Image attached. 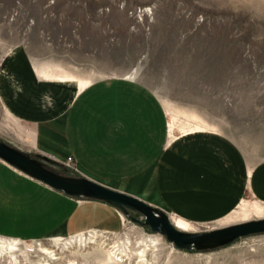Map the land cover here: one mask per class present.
Masks as SVG:
<instances>
[{"label":"rangeland","instance_id":"rangeland-1","mask_svg":"<svg viewBox=\"0 0 264 264\" xmlns=\"http://www.w3.org/2000/svg\"><path fill=\"white\" fill-rule=\"evenodd\" d=\"M16 48L41 78L142 82L164 105L170 140L219 132L264 159V0H0V67ZM12 127L0 101V138L25 150L6 133ZM49 168L80 176L73 163ZM119 217L114 230L22 241L0 235V264H264V234L188 252ZM259 219L264 203L247 196L231 217L188 223L187 232Z\"/></svg>","mask_w":264,"mask_h":264},{"label":"crops","instance_id":"crops-1","mask_svg":"<svg viewBox=\"0 0 264 264\" xmlns=\"http://www.w3.org/2000/svg\"><path fill=\"white\" fill-rule=\"evenodd\" d=\"M0 101L20 136L6 133L24 151L64 166L72 158L78 175L170 217L209 225L231 217L247 196L264 203V159L253 160L219 132L199 129L170 140L164 105L138 80L115 76L77 85L41 78L28 52L16 48L0 67ZM119 213L69 198L0 160L1 238L114 230Z\"/></svg>","mask_w":264,"mask_h":264},{"label":"water","instance_id":"water-1","mask_svg":"<svg viewBox=\"0 0 264 264\" xmlns=\"http://www.w3.org/2000/svg\"><path fill=\"white\" fill-rule=\"evenodd\" d=\"M0 160L55 191L75 200H92L107 204L133 223L163 236L181 251H213L233 244L241 238L264 234V219L199 232L177 229L169 215L160 208L126 193L108 188L82 176L64 175L49 168L61 166L57 161L14 147L0 138ZM139 215L142 219L135 217Z\"/></svg>","mask_w":264,"mask_h":264},{"label":"bare ground","instance_id":"bare-ground-1","mask_svg":"<svg viewBox=\"0 0 264 264\" xmlns=\"http://www.w3.org/2000/svg\"><path fill=\"white\" fill-rule=\"evenodd\" d=\"M248 222H249V221H248ZM244 223H245V222H244ZM239 224H240V223H239ZM173 225H174L177 229H179V230H181V231H185V232H187V228L189 227V224H188L187 222L183 221V220H177L176 223H174ZM234 225H235V224H234ZM157 235H159V234H157ZM152 244H154V242H153ZM154 245H155V244H154ZM114 247H115V246H112V248H114ZM44 251H46V250L44 249ZM46 252H47V251H46ZM136 255L140 258V259L138 260V263L144 261V257H145L144 250L140 251L139 253L137 252ZM56 259H57V258H53L52 260H56ZM120 259H121V257H120ZM44 264H51V263L46 262V263H44Z\"/></svg>","mask_w":264,"mask_h":264},{"label":"built area","instance_id":"built-area-1","mask_svg":"<svg viewBox=\"0 0 264 264\" xmlns=\"http://www.w3.org/2000/svg\"><path fill=\"white\" fill-rule=\"evenodd\" d=\"M73 163V159L72 158H68L67 164L68 166H70Z\"/></svg>","mask_w":264,"mask_h":264}]
</instances>
